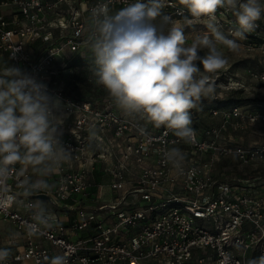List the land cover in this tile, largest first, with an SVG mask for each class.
Wrapping results in <instances>:
<instances>
[{
	"label": "built area",
	"instance_id": "obj_1",
	"mask_svg": "<svg viewBox=\"0 0 264 264\" xmlns=\"http://www.w3.org/2000/svg\"><path fill=\"white\" fill-rule=\"evenodd\" d=\"M132 2L0 0V51L59 99V139L71 154L59 166L56 187L45 193L28 197L19 187L22 177L7 181L0 222L11 224L23 243L4 264H50L56 255L68 264H248L264 255L263 177L241 176L247 169L264 172V140L244 141L248 131L264 127V110L213 108L218 123H192L195 142L185 143L125 113L101 85L105 95L87 99L71 87L80 70L72 57L90 49L91 10L107 3L116 11ZM181 8L166 0L163 12L184 28L206 29L203 20H185ZM217 16L227 32L234 26L230 11L219 9ZM256 24L245 34L247 51L264 56V21ZM254 77L264 80V71ZM174 147L185 156L180 168L164 156ZM42 198L57 211L49 212L51 226L34 234L26 204ZM61 213L74 216L65 222Z\"/></svg>",
	"mask_w": 264,
	"mask_h": 264
},
{
	"label": "clouds",
	"instance_id": "obj_2",
	"mask_svg": "<svg viewBox=\"0 0 264 264\" xmlns=\"http://www.w3.org/2000/svg\"><path fill=\"white\" fill-rule=\"evenodd\" d=\"M189 18L201 21L207 29L188 44L184 27L163 12L166 0H134L112 11L107 3L91 10L88 39L95 64L96 83L127 114H135L155 128L165 127L185 143L195 142L191 110L203 99H215L216 75L228 64L217 45L238 53L264 14V0H178ZM224 9L235 17L227 34L217 12ZM159 18V19H158ZM158 21V22H157ZM231 37V38H229ZM203 51L204 55L198 53ZM197 62H199L198 66ZM60 101L47 86L18 67L0 71V199L6 198L7 181L22 177L19 187L30 197L45 193L50 175L71 154L61 145L58 128L63 115H57ZM173 167L185 159L179 148L164 153ZM19 165V169H17ZM36 174L33 179L27 173ZM15 203V196H13ZM35 234L50 227L52 216L41 201L29 202ZM10 249H0V264L10 257ZM50 264H68L63 255ZM248 264H264V255Z\"/></svg>",
	"mask_w": 264,
	"mask_h": 264
},
{
	"label": "rangeland",
	"instance_id": "obj_3",
	"mask_svg": "<svg viewBox=\"0 0 264 264\" xmlns=\"http://www.w3.org/2000/svg\"><path fill=\"white\" fill-rule=\"evenodd\" d=\"M260 22L264 21V14H262ZM225 34H227V29L223 28ZM207 31V29H201L199 27H192V28H184V34L188 37V44L192 43L194 36L198 33H202ZM260 39L259 43L264 42V26L259 31ZM247 40L239 41L243 46L241 47L238 53L230 52L227 48L223 47L222 45H217L221 48L228 58V64L225 69L221 70L216 75V82L217 85H222V87L217 88L216 98L215 99H203L200 103L198 109L202 111L201 117L203 118V122L201 124H211V123H218L219 118L212 116L211 109L213 108L211 104L216 102L217 100H222L225 98H230L232 95L231 90H241L243 93V98L247 99L246 102H262L264 105V80H260L254 77L255 74L263 73L264 71V56L259 49L254 51H247ZM199 55L203 56L204 52L201 51L198 53ZM80 70L87 72V77L84 78H76L74 81H71L70 85L73 88L76 87H84L86 84H90L91 87H96L98 84L96 83V76L94 75L95 71V64L93 62V54L89 50L83 56H80ZM198 66L199 62H197ZM202 68V66H200ZM85 79V80H84ZM73 80V78L71 79ZM80 97L90 98L91 94L88 92H79L78 90L75 91ZM208 102L209 109L206 108V104L204 102ZM205 111V112H204ZM244 141L247 143L251 142H258L264 140V127H257L252 131H248L247 134L244 135ZM241 176L243 178H253L254 176L260 177L262 176L263 179L259 180L258 186H264V172L261 171L260 168L257 170L247 169L244 171ZM19 236V233L12 225H4L1 224L0 229V249L8 248L10 252L14 250L16 246V238Z\"/></svg>",
	"mask_w": 264,
	"mask_h": 264
},
{
	"label": "trees",
	"instance_id": "obj_4",
	"mask_svg": "<svg viewBox=\"0 0 264 264\" xmlns=\"http://www.w3.org/2000/svg\"><path fill=\"white\" fill-rule=\"evenodd\" d=\"M80 56L81 55H76V56L74 55L72 57V60H71V65L72 66H75L76 65V66H79L80 67V61H79L80 60ZM86 75H87V72H84V71L79 70V73L77 75H75L74 80L76 78H80L81 79V78L87 77ZM75 90L76 91L78 90L79 92H84V93L85 92H88L89 94H91L90 95L91 96L90 98H94V97H98V96H103L107 92V91L105 92L104 90H101L100 88H96V87L93 88V87L90 86V84H86L82 88L76 87ZM231 91H232V95H231L230 98H228V99L225 98V99H222V100H217L213 104H211V102L209 104L212 105L213 108L220 107V106H225V105H237V106H241V107H249L252 110H264V105H263L262 102H246L247 99H244L243 98V95H242L243 92L241 90H231ZM77 96H79V95L77 94ZM81 98H84V97H81ZM203 104H206L205 105L206 106L205 109H207V108L209 109L210 108V107H208V102L207 101L204 102ZM201 113H202V111L200 109H198V108L191 110L192 122L197 127L208 125V124H203V125L201 124V122H203V118L201 117Z\"/></svg>",
	"mask_w": 264,
	"mask_h": 264
},
{
	"label": "crops",
	"instance_id": "obj_5",
	"mask_svg": "<svg viewBox=\"0 0 264 264\" xmlns=\"http://www.w3.org/2000/svg\"><path fill=\"white\" fill-rule=\"evenodd\" d=\"M7 66L14 67V65L12 64V62L7 57V55L0 51V71H3ZM31 176H32L33 179L36 178V174L33 173V172H31ZM58 176H59V167H57L54 170V172H52L50 175L44 177V179L47 181V183L50 186L48 190H52V189H54L56 187L57 180H58ZM108 191H109L108 189H104V193L107 194ZM106 197H108V195ZM40 201L45 204L48 212H55V211H57L56 208H54L53 206H51L48 203V201H47L46 198H42ZM60 216H61V218H62L63 221L67 222L69 218H71V217L74 216V214L73 213H64V214L61 213ZM1 224L11 225L8 222H0V229H1ZM16 242H17V244H16V246L14 247V250H12L11 253L16 252L18 250L17 246L18 245H21L23 243L22 237L20 236V234L16 238Z\"/></svg>",
	"mask_w": 264,
	"mask_h": 264
}]
</instances>
